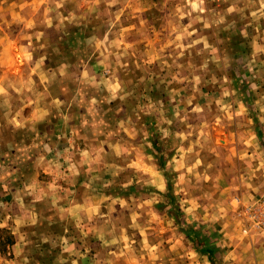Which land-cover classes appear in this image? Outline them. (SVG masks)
Returning <instances> with one entry per match:
<instances>
[{
  "label": "rangeland",
  "instance_id": "1",
  "mask_svg": "<svg viewBox=\"0 0 264 264\" xmlns=\"http://www.w3.org/2000/svg\"><path fill=\"white\" fill-rule=\"evenodd\" d=\"M263 186L264 0H0V264H264Z\"/></svg>",
  "mask_w": 264,
  "mask_h": 264
},
{
  "label": "crops",
  "instance_id": "2",
  "mask_svg": "<svg viewBox=\"0 0 264 264\" xmlns=\"http://www.w3.org/2000/svg\"><path fill=\"white\" fill-rule=\"evenodd\" d=\"M192 1H194V0H192ZM8 57H10V55L8 56ZM6 72L4 71L3 73H2V75H1V77H4L6 74H5ZM7 76V75H6ZM5 90V88L4 87H1V92L2 91H4ZM38 109V108H37ZM37 109L35 108V110H32V112H31V116H30V118H29V122H31V123H33V124H35V122H37L38 121V119H37V117H35V115L37 114ZM42 109V108H41ZM43 110V109H42ZM32 124V125H33ZM56 137V136H55ZM57 141L58 142H60V152L62 151L63 153H59V154H57V153H55V152H57L56 151V149H51L50 150V147L48 146V145H46L45 146V151H44V153H43V156H45L46 158H47V160H49V158H50V156H52V157H57V156H60V157H64V152L66 151V149H64V148H62V146L64 145V142H69V141H71V139H70V137H68L67 135H65L64 133H62V135H58L57 137ZM49 140H50V138H48ZM84 152V151H83ZM43 156H41V157H43ZM51 164V162H48V164H47V166H51V167H53L54 165H50ZM43 168V167H42ZM65 170H63V173L61 174L63 177V180H65V181H67V180H69L72 176L74 177V178H76V180H77V176L79 175H76V173H75V170L73 169V171H70L69 169L67 170L66 168H64ZM80 169V168H79ZM79 169H77V173H79ZM44 170H47L45 167H44ZM53 170H55V171H57L58 169H56V168H54L53 167ZM70 175H71V177H70ZM66 178V179H65ZM68 182V181H67ZM70 182V181H69ZM74 185V186H73ZM73 185H71L70 186V183H68L67 184V187H65L67 190H71L70 188L72 187L73 189H76V187H75V184H73ZM257 184L255 183V186H254V188H253V190H255V191H257L258 189H257V186H256ZM250 188H252L251 186H249ZM242 188H245V187H242ZM263 188H264V186H263ZM255 193H253V195H254ZM74 203L72 202V201H69V202H67V205H69V207H68V210L70 211V212H72V210H73V208H74V205H73ZM13 244H14V242H13ZM88 264H97V263H95V262H93V263H88Z\"/></svg>",
  "mask_w": 264,
  "mask_h": 264
}]
</instances>
